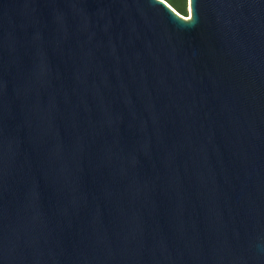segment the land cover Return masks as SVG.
Here are the masks:
<instances>
[{"label": "water", "instance_id": "95a60500", "mask_svg": "<svg viewBox=\"0 0 264 264\" xmlns=\"http://www.w3.org/2000/svg\"><path fill=\"white\" fill-rule=\"evenodd\" d=\"M0 0V264H264V0Z\"/></svg>", "mask_w": 264, "mask_h": 264}, {"label": "trees", "instance_id": "16d2710c", "mask_svg": "<svg viewBox=\"0 0 264 264\" xmlns=\"http://www.w3.org/2000/svg\"><path fill=\"white\" fill-rule=\"evenodd\" d=\"M166 2L178 15L187 17V0H163Z\"/></svg>", "mask_w": 264, "mask_h": 264}, {"label": "rangeland", "instance_id": "374dc122", "mask_svg": "<svg viewBox=\"0 0 264 264\" xmlns=\"http://www.w3.org/2000/svg\"><path fill=\"white\" fill-rule=\"evenodd\" d=\"M186 19L189 18V9H188V6H187V17H185Z\"/></svg>", "mask_w": 264, "mask_h": 264}]
</instances>
